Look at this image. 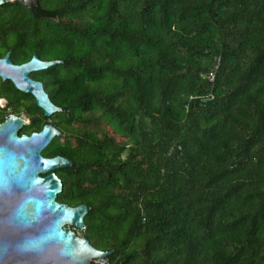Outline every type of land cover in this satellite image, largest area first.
<instances>
[{"label":"trees","instance_id":"trees-1","mask_svg":"<svg viewBox=\"0 0 264 264\" xmlns=\"http://www.w3.org/2000/svg\"><path fill=\"white\" fill-rule=\"evenodd\" d=\"M9 50L63 60L30 73L52 115L0 95L65 134L57 199L110 264H264V0H8Z\"/></svg>","mask_w":264,"mask_h":264},{"label":"water","instance_id":"water-1","mask_svg":"<svg viewBox=\"0 0 264 264\" xmlns=\"http://www.w3.org/2000/svg\"><path fill=\"white\" fill-rule=\"evenodd\" d=\"M5 1L0 0V5ZM22 1L36 4V0ZM62 62L44 60L33 53L30 59L14 63L9 50L0 57V78L31 93L43 114L50 116L61 108L51 101L42 81L30 73ZM12 119L14 116L0 125V132L5 131L6 138L24 150L17 153L0 145V189L14 183L23 195L0 199V264H92L96 258L108 257L111 251L95 247L86 235L76 232L85 228L88 206H70L57 200L63 183L54 170L73 163L62 155L45 157L42 151L62 132L46 123L39 131L17 136L14 129L18 123L12 125Z\"/></svg>","mask_w":264,"mask_h":264},{"label":"flooded vegetation","instance_id":"flooded-vegetation-1","mask_svg":"<svg viewBox=\"0 0 264 264\" xmlns=\"http://www.w3.org/2000/svg\"><path fill=\"white\" fill-rule=\"evenodd\" d=\"M2 56H0V57H2ZM14 63H16V62H14ZM6 80L12 82L9 79H5L2 81H6ZM3 87H4V85H3ZM24 93H26V92H24ZM10 116H14V119L10 120L11 122H13V123H11L12 125H16V123H18V125L14 129V131H16L17 136H22V135L27 136V134H30L34 131H39L43 127V125L46 124V123H44L43 125H41L40 128L37 129V127L40 126L41 117H40V115L33 116V115L27 114V99H25L20 104V107H17L14 104L12 98L6 97L4 95H0V125L5 123L9 119ZM48 123H50L54 126L53 123H51V122H48ZM62 134L63 135L60 137H64L65 134L63 132H62ZM0 145H6V146L10 147L14 152H17V153L24 150V148L22 146L15 145L13 142L8 140L6 138V132L5 131L0 132ZM43 151H42V155L45 157L55 156V155H44ZM64 168H67V167H64ZM57 169H59V168H57ZM55 170H54V172H55ZM40 175L42 176L43 174H40ZM7 195L20 196V195H23V191L19 187H17L14 183H12V184H10L8 189L7 188L6 189H4V188L0 189V199L6 197ZM58 201L63 202L60 200H58ZM63 203H66V202H63ZM82 231L83 230H77L76 229V232L78 235H84Z\"/></svg>","mask_w":264,"mask_h":264},{"label":"built area","instance_id":"built-area-1","mask_svg":"<svg viewBox=\"0 0 264 264\" xmlns=\"http://www.w3.org/2000/svg\"><path fill=\"white\" fill-rule=\"evenodd\" d=\"M215 68H217V65L214 67V69L210 70L209 72L205 73L204 76L207 77L209 80L213 81L215 76ZM96 264H110V261L105 258H96L93 261Z\"/></svg>","mask_w":264,"mask_h":264},{"label":"rangeland","instance_id":"rangeland-1","mask_svg":"<svg viewBox=\"0 0 264 264\" xmlns=\"http://www.w3.org/2000/svg\"><path fill=\"white\" fill-rule=\"evenodd\" d=\"M55 138H56V137H55ZM93 261H94V260H93ZM93 261H92V262H93Z\"/></svg>","mask_w":264,"mask_h":264}]
</instances>
